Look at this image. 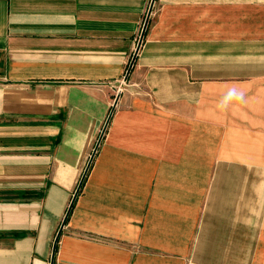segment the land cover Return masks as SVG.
Here are the masks:
<instances>
[{"label":"crops","instance_id":"obj_1","mask_svg":"<svg viewBox=\"0 0 264 264\" xmlns=\"http://www.w3.org/2000/svg\"><path fill=\"white\" fill-rule=\"evenodd\" d=\"M83 176L53 264H264V0H0V264Z\"/></svg>","mask_w":264,"mask_h":264},{"label":"rangeland","instance_id":"obj_2","mask_svg":"<svg viewBox=\"0 0 264 264\" xmlns=\"http://www.w3.org/2000/svg\"><path fill=\"white\" fill-rule=\"evenodd\" d=\"M141 37H142V35H141ZM140 46H141V44H139V47L136 49V53H135V56H136V54H137V51L140 49ZM134 60H135V58L133 57L132 59H131V61L129 62V64H128V68H127V70H126V72H125V75L123 76V83L124 84H126L127 82H126V78H128V76H129V72H130V70H131V68L133 67V65H134ZM120 94H121V92L120 91H118V94H117V97H119L120 96ZM115 101H117V98H116V100ZM116 103V102H115ZM114 107H115V104L113 105V107H112V109H114ZM110 116H111V114H109V117H108V119L110 118ZM107 119V120H108ZM106 129H107V122L105 123V125L103 126V128H102V130H101V133L100 134H102L103 135V133L106 131ZM99 144H100V140H97L96 142H95V145L93 146V149H92V151L93 152H91V158H90V160H89V163H91L92 162V159L94 158V153H95V151L97 150V147L99 146ZM89 165V164H88ZM83 183V182H82ZM264 218V217H263ZM261 250H260V253H259V258H258V260L260 261V262H264V219H263V232H262V239H261Z\"/></svg>","mask_w":264,"mask_h":264},{"label":"water","instance_id":"obj_3","mask_svg":"<svg viewBox=\"0 0 264 264\" xmlns=\"http://www.w3.org/2000/svg\"><path fill=\"white\" fill-rule=\"evenodd\" d=\"M146 21H148V19H147ZM146 23H147V22H146ZM109 119H110V118H109ZM109 119L107 120V124H108V122H109ZM101 138H102V136H101ZM101 138H100V140H101ZM89 164H90V163H89ZM83 179H84V176H83V178H82V180H81V182H80V184H79V186H78V188H77V190H76V192H75V195H74V197H73V199H72V202H71V204H70V206H69V209H68V211H67V213H66V216H65V218H64V220H63V222H62V226H61V228H60V230L58 231V234H57V236H56V239H55V242H54L53 256H52V262H51V264H53V259H54V255H55L56 243H57L58 237H59V235H60V233H61V230H62L63 226H64L65 223H66L67 217H68V215H69V213H70V211H71V208H72V206H73V203H74V201H75V198H76V196H77V194H78V192H79V189H80V187H81V185H82Z\"/></svg>","mask_w":264,"mask_h":264},{"label":"built area","instance_id":"obj_4","mask_svg":"<svg viewBox=\"0 0 264 264\" xmlns=\"http://www.w3.org/2000/svg\"><path fill=\"white\" fill-rule=\"evenodd\" d=\"M151 12V11H150ZM150 12H149V15H150ZM141 41H142V39H141V37H140V39H139V44H141Z\"/></svg>","mask_w":264,"mask_h":264}]
</instances>
